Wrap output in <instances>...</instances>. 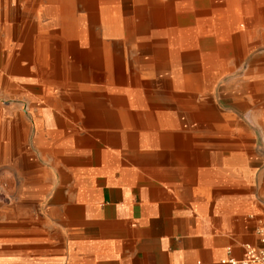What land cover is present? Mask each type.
<instances>
[{"label":"rangeland","instance_id":"1","mask_svg":"<svg viewBox=\"0 0 264 264\" xmlns=\"http://www.w3.org/2000/svg\"><path fill=\"white\" fill-rule=\"evenodd\" d=\"M113 2L122 17L115 29L102 22L115 15L106 9ZM155 6L163 10L157 28L146 20ZM180 21L192 24L191 34H181ZM0 108V255L15 250V222L44 219L43 196L23 190L29 181L15 178V159L31 157L41 170L38 130L55 111L101 142L112 135L119 156H153L161 149L150 145L155 133L212 143L213 157L222 141L229 157L256 158L258 164H232L254 173L258 184L264 0H0ZM87 111L94 122H85ZM17 123L26 129L20 143ZM125 141L131 149L121 146ZM52 168L60 186V169Z\"/></svg>","mask_w":264,"mask_h":264},{"label":"crops","instance_id":"2","mask_svg":"<svg viewBox=\"0 0 264 264\" xmlns=\"http://www.w3.org/2000/svg\"><path fill=\"white\" fill-rule=\"evenodd\" d=\"M91 114L85 122H94ZM53 115L38 130L41 170L31 157L15 159V178L29 181L23 190L43 196L44 219L15 222V250L0 255V264H228L244 256L246 244L264 246V172L257 184L254 173L232 164H258L256 158L229 157L222 141L213 157L212 143L180 132L151 136L150 145L161 148L153 156H119L112 135L103 143ZM15 131L20 143L25 125L15 124ZM3 142L0 108V154ZM53 165L60 186L53 185ZM3 169L0 155L1 179Z\"/></svg>","mask_w":264,"mask_h":264},{"label":"bare ground","instance_id":"3","mask_svg":"<svg viewBox=\"0 0 264 264\" xmlns=\"http://www.w3.org/2000/svg\"><path fill=\"white\" fill-rule=\"evenodd\" d=\"M134 8V7H133ZM104 9V8H103ZM102 9V10H103ZM108 11V14L113 12L115 13L114 16H109V17H105L102 22L109 25L111 27V29H115L116 28V20H118L119 17H121V13L119 12V8L117 5H115V2L112 3V5H110L108 8H106ZM154 10V13L148 17L149 19L146 18V20H148L150 25L153 26H158L162 19L161 18V13L163 12L162 8H158V6H155L154 8H152ZM136 13L138 14V16L135 17H139V15L141 14V10L136 9L135 10ZM104 12V11H103ZM100 13V12H99ZM106 13V12H105ZM145 13V12H144ZM148 13V12H147ZM101 14V13H100ZM161 14V15H160ZM143 15V14H142ZM145 15V14H144ZM141 17V16H140ZM122 18V17H121ZM124 18V17H123ZM100 21V20H99ZM166 22V21H165ZM169 22V21H168ZM174 22V21H173ZM178 25V30L181 32V34L183 35H188L191 34L190 32L192 31L191 29L193 28V26H191V23H188L186 21H180L175 22ZM158 24V25H157ZM164 24V23H163ZM170 24V23H169ZM105 26V25H104ZM161 26V25H160ZM157 28V27H156ZM168 29V28H167ZM164 33V32H163ZM193 33V32H192ZM167 36V35H166ZM164 38V37H163ZM168 44V42H167ZM166 54V53H165Z\"/></svg>","mask_w":264,"mask_h":264},{"label":"built area","instance_id":"4","mask_svg":"<svg viewBox=\"0 0 264 264\" xmlns=\"http://www.w3.org/2000/svg\"><path fill=\"white\" fill-rule=\"evenodd\" d=\"M260 241L264 243V230L260 229ZM223 262L228 264H264V246H254L246 244L244 247V256L242 258L230 257Z\"/></svg>","mask_w":264,"mask_h":264}]
</instances>
